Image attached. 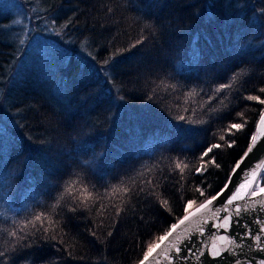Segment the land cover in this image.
Here are the masks:
<instances>
[{"label": "trees", "instance_id": "1", "mask_svg": "<svg viewBox=\"0 0 264 264\" xmlns=\"http://www.w3.org/2000/svg\"><path fill=\"white\" fill-rule=\"evenodd\" d=\"M22 3L23 43L0 1V264H136L249 144L264 109L246 99H264V0ZM84 188L90 207L70 210ZM39 214L55 227L21 233Z\"/></svg>", "mask_w": 264, "mask_h": 264}, {"label": "snow or ice", "instance_id": "2", "mask_svg": "<svg viewBox=\"0 0 264 264\" xmlns=\"http://www.w3.org/2000/svg\"><path fill=\"white\" fill-rule=\"evenodd\" d=\"M55 23V21H53ZM65 27L68 25L65 24ZM142 39L136 40L135 44L132 45V47H135L137 44L142 43ZM24 41L22 40L21 43ZM235 77H233L234 79ZM230 84H221L216 89L215 92L219 93L223 89L230 87ZM261 93H264V87H261L259 89ZM247 100L250 101H259L260 104L264 105V99H261L258 95H249L246 97ZM238 116H242V113H237ZM180 120H186L187 118L183 115L179 116ZM260 123L264 124V113L260 116ZM244 127L243 123H231L228 126V131L231 133L232 130H241ZM225 137L223 135L220 136V140L223 141ZM252 144H250L248 151L244 153V156L241 158L239 162H237L235 168L233 169V172L235 173L236 170L241 169V164L243 163L244 159L249 156V154L253 151V148L255 147L256 142L258 141V137L256 135H253L251 137ZM235 141H232L228 144V147H232ZM221 145L219 143L211 145V147L207 148L205 152L202 153V156L199 158L201 161V165L199 168L196 169L197 172H200L203 174V172L207 171L206 163L204 162V157H208L209 153L213 151L214 148H220ZM210 163L215 164L214 159L209 161ZM183 162H177L175 164V168L179 169L181 174L184 172L186 168H188L187 163H183V167L181 166ZM216 167H219V164H215ZM251 179H245V181L240 184L239 188L234 192V194L227 200V204L229 208L233 210L235 213V216L239 217L243 212L247 213L249 211H255V208H253V205L256 204L255 198H261L259 207L261 210H264V186H261V181H264V176H257V173L255 170H253L251 173ZM181 179H183V175H181ZM149 184H151V181H148ZM228 185H225V190H227ZM196 191L200 192V195L203 196L204 192L199 187L195 189ZM241 190H243V194L241 193ZM130 191L129 188L125 187L123 189L124 193H128ZM139 191L143 192L144 188H140ZM223 193H217L216 195L211 196L210 198L206 199L204 202L200 203L199 206L195 209V211H190L195 201L188 200L186 202L185 207L183 208V211L186 213L178 220V222L173 223L171 227L164 232L162 235L158 236L155 241L150 242L147 244L146 250L143 252V256L138 260L137 264H175V261L180 258L183 260H189L190 258H194L197 256H203L204 252L199 248H191L189 247L184 240L181 239V236L178 234V230L183 228V232L185 234L189 233L190 229L187 227V225H190L195 218L197 217H203V215L207 212L213 211L214 209V202L221 196ZM82 199H79V202L76 204L75 207L71 208L70 210L76 211L78 207L82 204L85 208H89V200L91 199V192L88 191L87 188H84L82 193ZM74 199H78L77 197H74ZM238 201H244L243 205L240 203H237ZM162 205H167V200H161L160 201ZM106 207L105 205H101V208L103 209ZM229 208H225L224 211L227 212ZM121 208L116 207V215L118 216L120 214ZM219 218V217H218ZM47 217H44L43 214L36 215L33 220L29 221L28 224H26L22 229L21 233H24L25 230L28 228L29 225H31L32 228L36 229L37 231H42L43 233H48L53 227H55V224L52 221H48V227H43L45 220ZM221 219V228H229L230 224L232 222V217H223ZM256 220L259 222V227L255 232L251 230L249 226H245V231L242 236L239 237V241H237L236 238H226V237H220L219 239L223 242L224 240L228 239L230 241L231 245H235V248L228 249V254L230 256H233L235 259V264H242V261L238 258L237 253L240 255H244V249L247 248L249 251H251L252 247L255 245L258 247L261 251H264V218H261L259 216L256 217ZM37 222L40 223L41 228H36ZM206 222V221H205ZM199 232H202L203 229H198ZM11 237L16 238L18 242L24 241L27 237L26 235H20L16 231H11L10 233ZM94 236L96 233L93 231L92 233ZM109 236L112 235L111 232L108 233ZM189 237H186V239ZM50 239L55 240L56 236L52 235ZM251 240L252 243L246 244L245 241ZM176 241H180L179 244L176 243ZM213 248H215V245H213ZM5 253L3 251H0V257H3ZM211 256L213 259L221 258L222 254L219 251H214L211 253ZM261 264H264V261H261Z\"/></svg>", "mask_w": 264, "mask_h": 264}, {"label": "water", "instance_id": "3", "mask_svg": "<svg viewBox=\"0 0 264 264\" xmlns=\"http://www.w3.org/2000/svg\"><path fill=\"white\" fill-rule=\"evenodd\" d=\"M262 113H264V109L257 119L252 134V136L256 135L258 137V141L256 142L253 151L248 157L244 159L243 163L241 164V169L236 170L234 173L233 169L235 168L237 162L241 160V158L244 156V153L248 151L250 144H252V140L250 139L248 146L234 165L225 184L218 192L214 194L216 195L217 193H223L214 202L213 211L205 213L203 217L195 218L190 225H187V227L190 229L189 233L185 234L183 232V228L178 230V234L181 236V239L184 240V242L189 247H199L204 252V255L190 258L189 260L178 258L175 261V264H235V259L233 256H230L227 251L230 248H235V245H231L228 239L222 242L219 238H236L237 241H239V237L242 236L245 231V226H249L253 232H255L260 226L259 222L256 220V217L259 216L264 218V210H261L259 207L261 198H255L256 204L253 205L255 211H249L245 213L242 210V213L239 217L235 216L233 210L229 208L227 200L234 194V192L237 190V188H239L240 184L245 181V179H251L250 173L253 170L256 171L258 177L264 175V124L260 123V116ZM225 185H228L227 190H225ZM261 186H264L263 181H261ZM241 193L243 194V190H241ZM237 203L243 205L244 201H238ZM199 204L190 209V211H195ZM225 208H229V210L225 212ZM225 216L233 218L229 228L220 227V218ZM180 218H182V216ZM178 220L176 222H178ZM200 228L203 229L202 232L198 231ZM186 237L189 238L186 239ZM176 243L179 244L180 241H176ZM245 243H252V241L248 240L245 241ZM213 245H215V248H213ZM214 251H219L222 254V257L213 259L211 253ZM244 253V255L237 253L238 258L242 261V264H261V261H264V251H261L255 245L252 247L251 251L245 248Z\"/></svg>", "mask_w": 264, "mask_h": 264}, {"label": "rangeland", "instance_id": "4", "mask_svg": "<svg viewBox=\"0 0 264 264\" xmlns=\"http://www.w3.org/2000/svg\"><path fill=\"white\" fill-rule=\"evenodd\" d=\"M6 8H8L13 16V23L17 25L19 29L20 42L25 41L28 36H31L32 24L29 21L26 8L22 3V0H0ZM30 32V33H29ZM31 50L35 49L36 46L41 47L42 41L35 38L33 42L29 44Z\"/></svg>", "mask_w": 264, "mask_h": 264}]
</instances>
